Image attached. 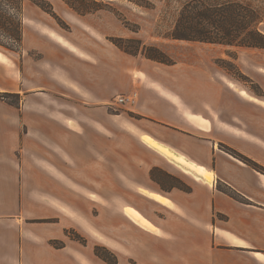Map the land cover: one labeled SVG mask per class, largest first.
<instances>
[{
    "label": "crops",
    "instance_id": "0c3cea01",
    "mask_svg": "<svg viewBox=\"0 0 264 264\" xmlns=\"http://www.w3.org/2000/svg\"><path fill=\"white\" fill-rule=\"evenodd\" d=\"M33 12L22 65L0 54V93L19 99L0 96V264H107L96 244L117 264H264V174L223 147L264 166V137L193 112L132 57L108 59L104 36L75 39Z\"/></svg>",
    "mask_w": 264,
    "mask_h": 264
},
{
    "label": "rangeland",
    "instance_id": "374dc122",
    "mask_svg": "<svg viewBox=\"0 0 264 264\" xmlns=\"http://www.w3.org/2000/svg\"><path fill=\"white\" fill-rule=\"evenodd\" d=\"M47 1L59 20L24 0L22 35L26 25L24 17L34 11L75 39H83L88 33L104 36L108 59L119 53L130 56L138 64L143 63L163 83L182 91L193 112H208L207 118L226 130L231 129L226 124H232L245 132L264 137V49L172 38L169 33L183 0H67L83 11L82 14L75 12L65 0ZM261 27L264 29V23ZM113 40H119L122 49ZM11 47L19 48L16 43ZM154 48L165 53L172 64L149 59L146 53L156 54ZM2 51L12 57L17 66L22 65V44L17 51L0 46L1 55ZM7 100L15 101L16 97L10 96ZM113 105L116 108L110 109L113 112L125 108ZM129 115L133 116L131 112ZM155 177L171 185L172 181L160 172H156ZM96 245L107 250L108 259L115 258V264L119 262L120 251L112 250L109 245ZM125 259L127 263H133L126 254Z\"/></svg>",
    "mask_w": 264,
    "mask_h": 264
},
{
    "label": "trees",
    "instance_id": "16d2710c",
    "mask_svg": "<svg viewBox=\"0 0 264 264\" xmlns=\"http://www.w3.org/2000/svg\"><path fill=\"white\" fill-rule=\"evenodd\" d=\"M38 6L43 11L49 13L57 21L59 17L55 14L51 4L47 0H28ZM66 3L77 13L83 11ZM24 0H0V46L17 51L22 42V19L21 11ZM87 12V10H85ZM264 0H183L180 4L178 16L170 31V36L175 39L199 41L205 43H215L243 48L264 49ZM121 48L119 40L112 41ZM16 43L17 47H11ZM152 50V49H150ZM156 54L146 53L149 59L172 64L171 59L159 49H153ZM131 53L130 51L124 50ZM132 54V53H131ZM226 68V67H224ZM228 70V68H226ZM0 96L7 100L10 96H15L13 104H18V97L11 93H0ZM226 151L242 160L255 170L264 174V166L237 151L225 147ZM156 169L151 171V176L155 177ZM167 180L172 181L171 186H176L184 191H189L191 187L173 175L160 172ZM158 179V178H156ZM229 195L240 198L234 191L228 188L223 189ZM71 237L84 241L76 233H71ZM59 245L58 242H54ZM105 252V253H104ZM95 254L108 262L115 264L116 259H108L107 250L100 246H95Z\"/></svg>",
    "mask_w": 264,
    "mask_h": 264
},
{
    "label": "bare ground",
    "instance_id": "6f19581e",
    "mask_svg": "<svg viewBox=\"0 0 264 264\" xmlns=\"http://www.w3.org/2000/svg\"><path fill=\"white\" fill-rule=\"evenodd\" d=\"M144 139L146 140V141H148V142H150V143H154V141L151 139V138H149V137H147V136H144ZM167 152V151H166ZM176 159L179 161V162H181V163H183V164H188L185 160H184V158H182V157H176ZM190 165V164H189ZM191 167H194L193 165H191ZM196 170L199 172V174L201 175V176H204L206 179H210V178H212L211 177V173L210 172H207V171H205V170H203V169H201V168H196ZM157 198H159V199H161L162 201H164V202H166L167 200L165 199V198H162V197H159V196H156ZM125 211L129 214V215H131L133 218H135L136 220H138L140 223H143V224H146V225H148L147 224V222L139 215V213H137L134 209H132V208H129V207H125ZM149 226V225H148ZM92 231V230H91ZM96 233V232H95ZM114 242V241H113ZM116 245V244H115ZM117 246V245H116Z\"/></svg>",
    "mask_w": 264,
    "mask_h": 264
},
{
    "label": "built area",
    "instance_id": "2783aa9c",
    "mask_svg": "<svg viewBox=\"0 0 264 264\" xmlns=\"http://www.w3.org/2000/svg\"><path fill=\"white\" fill-rule=\"evenodd\" d=\"M137 100V93L132 92L129 94H120L117 95L113 104H118V105H133Z\"/></svg>",
    "mask_w": 264,
    "mask_h": 264
}]
</instances>
